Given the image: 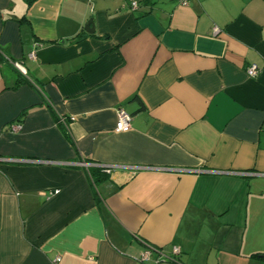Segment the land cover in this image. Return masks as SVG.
Returning a JSON list of instances; mask_svg holds the SVG:
<instances>
[{
    "label": "crops",
    "instance_id": "crops-1",
    "mask_svg": "<svg viewBox=\"0 0 264 264\" xmlns=\"http://www.w3.org/2000/svg\"><path fill=\"white\" fill-rule=\"evenodd\" d=\"M134 1L0 0V264H264V0Z\"/></svg>",
    "mask_w": 264,
    "mask_h": 264
},
{
    "label": "built area",
    "instance_id": "built-area-1",
    "mask_svg": "<svg viewBox=\"0 0 264 264\" xmlns=\"http://www.w3.org/2000/svg\"><path fill=\"white\" fill-rule=\"evenodd\" d=\"M179 3H181L182 5H186L188 0H177ZM137 7V2L134 0H130V8L131 9H135ZM218 31L217 28L214 29V32L216 33ZM34 47L37 45V43L33 44ZM29 57H34V51H31L29 53ZM15 67H17L20 71L23 72V67H21L19 64L14 63ZM259 72V68L255 65H249L246 68V73L247 75L251 76V77H255ZM131 115L126 112L123 108H119L117 109V120H116V124H115V131H128L131 127ZM60 122L64 123L63 119H59ZM18 126L14 127V129H16ZM80 164L84 167H88V164L84 161H81ZM107 171H109V169H107ZM52 192H56V190L52 191ZM51 192V193H52ZM173 253L177 254L179 252L178 247H173L172 249ZM150 251L147 249L145 252L142 253L141 257H140V261L144 262V261H148L150 260Z\"/></svg>",
    "mask_w": 264,
    "mask_h": 264
},
{
    "label": "trees",
    "instance_id": "trees-1",
    "mask_svg": "<svg viewBox=\"0 0 264 264\" xmlns=\"http://www.w3.org/2000/svg\"><path fill=\"white\" fill-rule=\"evenodd\" d=\"M21 82H22V80L17 81L16 86H18ZM89 175L94 182H97L98 180L103 179V177H104L103 174L97 170H91L89 172Z\"/></svg>",
    "mask_w": 264,
    "mask_h": 264
},
{
    "label": "water",
    "instance_id": "water-1",
    "mask_svg": "<svg viewBox=\"0 0 264 264\" xmlns=\"http://www.w3.org/2000/svg\"><path fill=\"white\" fill-rule=\"evenodd\" d=\"M89 26L91 27V20H89L88 23H87V28H86L87 32H91V31L88 30Z\"/></svg>",
    "mask_w": 264,
    "mask_h": 264
}]
</instances>
